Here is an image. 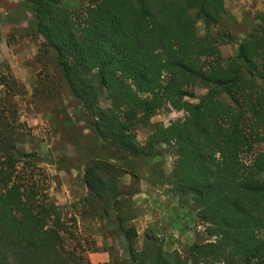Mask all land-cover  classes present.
I'll use <instances>...</instances> for the list:
<instances>
[{
	"label": "trees",
	"instance_id": "obj_1",
	"mask_svg": "<svg viewBox=\"0 0 264 264\" xmlns=\"http://www.w3.org/2000/svg\"><path fill=\"white\" fill-rule=\"evenodd\" d=\"M225 1L87 0L72 11L63 0H22L32 16L24 30L42 38L38 59H52L94 135L79 204L107 222L120 264H264V14L226 59L220 48L231 38L215 30ZM195 87L206 93L192 102ZM167 104L185 115L155 125L142 145L135 127ZM15 136L0 112V264H84L76 221L51 202L39 159L19 152ZM160 144L175 148L170 185L211 238L184 254L165 250L152 229L136 248L137 191L119 184L120 174L137 178L129 157H149Z\"/></svg>",
	"mask_w": 264,
	"mask_h": 264
},
{
	"label": "rangeland",
	"instance_id": "obj_2",
	"mask_svg": "<svg viewBox=\"0 0 264 264\" xmlns=\"http://www.w3.org/2000/svg\"><path fill=\"white\" fill-rule=\"evenodd\" d=\"M86 4L87 0H63V6L72 11ZM225 8L224 18L215 30L231 38L220 48L222 56L228 59L237 56L240 42L258 28L256 17L264 14V0H226ZM191 14L195 16L194 12ZM197 31L199 36L204 33L200 20H197ZM26 36L30 37L28 33ZM32 42L36 55L20 69L21 72H14L15 68L0 64V78H6L9 86H0V112L14 131L16 128V149L21 153H35L39 159L38 166L47 177L51 202L61 209L65 220L73 218L76 221V241L86 249L84 264L87 252L97 251L98 244L103 245L108 252V243H111L110 264H120L115 260L120 244L115 235L108 232L107 228L105 230L107 222L79 204L85 194L81 176L83 167L88 153L96 155L94 135L87 128L78 103L64 89L61 77L53 71L52 59L49 56L38 59L42 38L32 39ZM12 79L16 82L15 86L11 84ZM191 93L192 98L187 99L195 102L205 95L206 90L195 87ZM101 101L104 105L103 99ZM184 115L183 111L165 105L149 125L135 127L137 140L145 145L155 125L161 123L167 126ZM262 148L257 145L254 151ZM150 153L149 157L128 158V161H132L130 169L137 178L124 173L119 177L122 189L128 193L137 191L136 194L145 195L136 198L135 194L132 197V211L136 218L131 224L138 232L135 246L141 248L144 232L152 229L162 240L165 250L184 254L191 243H202L211 238L198 222L191 208V200L187 204L180 203L170 185L169 175L176 157L175 148L160 144ZM251 155V152L246 154L247 159ZM160 206H167V209L162 210ZM147 213L151 214V220L144 219Z\"/></svg>",
	"mask_w": 264,
	"mask_h": 264
},
{
	"label": "crops",
	"instance_id": "obj_3",
	"mask_svg": "<svg viewBox=\"0 0 264 264\" xmlns=\"http://www.w3.org/2000/svg\"><path fill=\"white\" fill-rule=\"evenodd\" d=\"M31 18V14L23 7L22 0H0V64H7L11 68H15L14 72H21L20 69L25 67L27 62L30 63L36 55L32 39L26 36L27 33H24ZM141 195L145 196L138 193L136 198ZM166 205L168 206V204ZM167 206H160V209L165 210ZM149 215L151 214H145L144 219L151 220ZM97 247V251L86 253L85 264H110L112 262L110 258L111 243H108V252L101 244H98ZM118 250L115 260H120L122 254L120 247Z\"/></svg>",
	"mask_w": 264,
	"mask_h": 264
}]
</instances>
